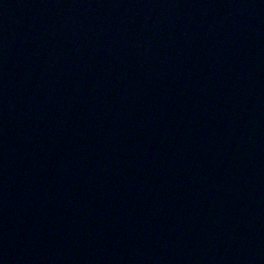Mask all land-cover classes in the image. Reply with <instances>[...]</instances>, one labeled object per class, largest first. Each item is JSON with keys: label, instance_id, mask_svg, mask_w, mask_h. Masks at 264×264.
I'll return each instance as SVG.
<instances>
[{"label": "water", "instance_id": "obj_1", "mask_svg": "<svg viewBox=\"0 0 264 264\" xmlns=\"http://www.w3.org/2000/svg\"><path fill=\"white\" fill-rule=\"evenodd\" d=\"M0 264H264V0H0Z\"/></svg>", "mask_w": 264, "mask_h": 264}]
</instances>
